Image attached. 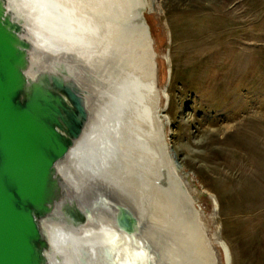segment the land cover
I'll use <instances>...</instances> for the list:
<instances>
[{
    "label": "bare ground",
    "instance_id": "1",
    "mask_svg": "<svg viewBox=\"0 0 264 264\" xmlns=\"http://www.w3.org/2000/svg\"><path fill=\"white\" fill-rule=\"evenodd\" d=\"M145 3L0 0L2 24L29 45L25 89L51 91L63 104L55 125L69 150L53 168L58 188L47 212L34 208L41 264H216L166 142L171 119L161 112ZM56 83L84 100L88 120L77 139L70 115L78 111Z\"/></svg>",
    "mask_w": 264,
    "mask_h": 264
},
{
    "label": "rangeland",
    "instance_id": "2",
    "mask_svg": "<svg viewBox=\"0 0 264 264\" xmlns=\"http://www.w3.org/2000/svg\"><path fill=\"white\" fill-rule=\"evenodd\" d=\"M145 1L166 142L216 264H264V0Z\"/></svg>",
    "mask_w": 264,
    "mask_h": 264
},
{
    "label": "water",
    "instance_id": "3",
    "mask_svg": "<svg viewBox=\"0 0 264 264\" xmlns=\"http://www.w3.org/2000/svg\"><path fill=\"white\" fill-rule=\"evenodd\" d=\"M28 48L0 20V264H41L45 243L34 208L47 212L58 188L53 168L69 150L55 125L62 116V98L48 90L30 94L25 89L20 67ZM56 85L78 111V117L70 115L76 122L71 135L77 139L88 120L84 100L77 89ZM67 210L71 216L79 213L77 207ZM123 215L135 221L130 211Z\"/></svg>",
    "mask_w": 264,
    "mask_h": 264
},
{
    "label": "snow or ice",
    "instance_id": "4",
    "mask_svg": "<svg viewBox=\"0 0 264 264\" xmlns=\"http://www.w3.org/2000/svg\"><path fill=\"white\" fill-rule=\"evenodd\" d=\"M119 239V237H113V238H110L109 242L110 243H116V241ZM139 247V246H138Z\"/></svg>",
    "mask_w": 264,
    "mask_h": 264
}]
</instances>
